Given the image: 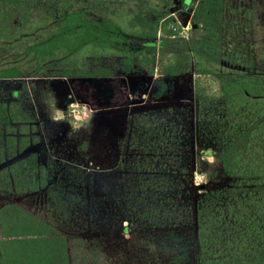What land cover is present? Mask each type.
Returning <instances> with one entry per match:
<instances>
[{"label":"trees","instance_id":"trees-1","mask_svg":"<svg viewBox=\"0 0 264 264\" xmlns=\"http://www.w3.org/2000/svg\"><path fill=\"white\" fill-rule=\"evenodd\" d=\"M69 1L0 0V195L48 216L2 203L0 264H264V69L225 58L224 0ZM45 81L121 118L115 170L58 153ZM199 147L222 184L194 183Z\"/></svg>","mask_w":264,"mask_h":264},{"label":"rangeland","instance_id":"rangeland-1","mask_svg":"<svg viewBox=\"0 0 264 264\" xmlns=\"http://www.w3.org/2000/svg\"><path fill=\"white\" fill-rule=\"evenodd\" d=\"M64 1L67 2L65 3L67 7L72 5L69 0ZM77 1L78 8L83 2L89 6L88 12L92 11L91 7H94L92 15L95 13L96 0ZM179 13L182 16H179ZM175 14L178 15L179 23L182 25V34L186 35L190 27V15L181 11H175ZM95 17L99 18L96 15ZM223 44L225 58L234 64L264 69V0H224ZM140 83L135 81L133 85L129 82L128 89L131 91L127 98L129 103H132V98L138 92ZM135 85L137 87L132 88ZM71 87V85H56L45 81L39 82L32 90L36 110L41 108L49 118L59 121L56 126L63 131L59 142L56 140L52 142L61 156L83 163L91 173L100 171L106 173L115 170L121 155L116 146L120 140L121 118L119 116L115 118L116 116H113L115 113L107 114L109 117L107 119L103 118L99 113L101 108L90 105L85 98L78 96L75 87ZM72 97L74 100H68ZM142 99L145 103L149 102V96L146 94L142 96ZM52 134L54 133L49 132L50 138ZM55 135L58 136L56 133ZM97 139L100 140L97 141ZM96 142L97 144H94ZM224 180L215 155L205 154L203 149L197 148L193 171L194 183L200 187L204 185L210 187L222 184ZM7 201L16 203L38 216L48 217L45 192L3 197L0 199V205ZM123 236L131 238L128 233H124ZM126 253L125 251L122 255L112 252L111 255L115 259H120L126 257Z\"/></svg>","mask_w":264,"mask_h":264},{"label":"flooded vegetation","instance_id":"flooded-vegetation-1","mask_svg":"<svg viewBox=\"0 0 264 264\" xmlns=\"http://www.w3.org/2000/svg\"><path fill=\"white\" fill-rule=\"evenodd\" d=\"M68 100H74V97H72V98H70V99H68ZM98 140H100V139H97V141H98ZM102 141H103V140H101V142H102ZM94 144H97V142L94 143ZM3 197H4V196L0 195V199L3 198ZM0 206H1V205H0Z\"/></svg>","mask_w":264,"mask_h":264},{"label":"water","instance_id":"water-1","mask_svg":"<svg viewBox=\"0 0 264 264\" xmlns=\"http://www.w3.org/2000/svg\"><path fill=\"white\" fill-rule=\"evenodd\" d=\"M203 186V185H202Z\"/></svg>","mask_w":264,"mask_h":264}]
</instances>
